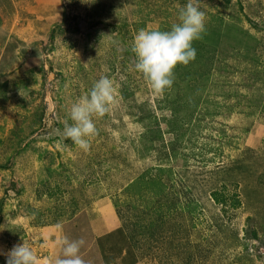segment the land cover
I'll use <instances>...</instances> for the list:
<instances>
[{
  "label": "rangeland",
  "instance_id": "374dc122",
  "mask_svg": "<svg viewBox=\"0 0 264 264\" xmlns=\"http://www.w3.org/2000/svg\"><path fill=\"white\" fill-rule=\"evenodd\" d=\"M187 3L0 0V264L22 242L54 264L56 236L83 239L85 264H264V0H200L196 58L155 95L133 38L170 30ZM101 75L118 104L85 153L63 130ZM123 201L143 230L120 254L99 239Z\"/></svg>",
  "mask_w": 264,
  "mask_h": 264
},
{
  "label": "clouds",
  "instance_id": "9594fccd",
  "mask_svg": "<svg viewBox=\"0 0 264 264\" xmlns=\"http://www.w3.org/2000/svg\"><path fill=\"white\" fill-rule=\"evenodd\" d=\"M200 0H188L177 13V22L170 30L141 29L134 36L131 51L135 56L134 70L147 81L153 94L163 95L174 83L177 65L186 66L197 55L194 41L206 31V14L199 7ZM118 104L117 84L107 75H101L91 89L71 104L69 120L63 135L77 148L88 152L91 140L98 134L95 121L109 114ZM59 227V226H58ZM83 239L70 240L61 236L58 241L62 256L54 264H85L80 255ZM6 264H38L31 246L22 242L7 253Z\"/></svg>",
  "mask_w": 264,
  "mask_h": 264
},
{
  "label": "trees",
  "instance_id": "16d2710c",
  "mask_svg": "<svg viewBox=\"0 0 264 264\" xmlns=\"http://www.w3.org/2000/svg\"><path fill=\"white\" fill-rule=\"evenodd\" d=\"M143 176L144 175H142L140 178H143ZM158 179H159V177H150L149 181H152V182H155V183L161 182V180H158ZM134 185H135V183H134ZM212 195L214 197L213 201L217 205L225 203L224 199L222 198V195H220L218 193L217 194L212 193ZM163 196H164V194L161 195V197H163ZM157 204L159 205V207L157 206ZM230 205H231V208L235 207V209L239 207L240 203H239V201H238L236 196H235V198L232 199V203ZM174 206H175V202H171L168 207L170 208V207H174ZM161 207H162V205H161L160 199L159 200L157 199L153 203V207H152L150 212L154 213L156 211V213H158V212L161 211V209H160ZM115 208H116V214L120 218V221H121V228L117 229V232L114 231V232L106 234L105 236H107V238H105L104 240L99 239V241L102 242V241H106L108 239L114 238V241L109 245L110 246L109 249H112V251H113L116 247H118L117 243H119V247L121 246V248L119 249L118 252L120 254L122 252V249H124L123 246H124L125 241L129 242V245L131 246V248L136 250L137 249V245L139 244V237H140V234H141V230H143V228L140 225V223H141L140 222L141 221V213H140V211L138 209L135 210L136 212L132 210V213L134 212V214L131 216V218L128 217L126 208L128 210H129V208H128L127 204L124 201L121 202L120 205L116 204ZM122 208H125L126 212L121 211ZM115 237H116V239H115ZM132 249H129L127 252H129ZM128 254L131 257V254L130 253H128ZM125 257H126V255H125ZM129 259H132V257L129 258ZM129 261H131V260H129Z\"/></svg>",
  "mask_w": 264,
  "mask_h": 264
},
{
  "label": "crops",
  "instance_id": "0c3cea01",
  "mask_svg": "<svg viewBox=\"0 0 264 264\" xmlns=\"http://www.w3.org/2000/svg\"><path fill=\"white\" fill-rule=\"evenodd\" d=\"M56 237L58 238V241H59V237H58V236H56ZM58 253L60 254V256L62 255L60 245H59V247H58Z\"/></svg>",
  "mask_w": 264,
  "mask_h": 264
}]
</instances>
